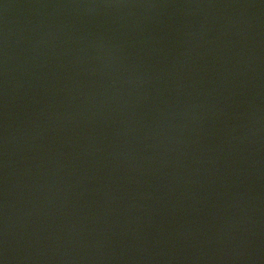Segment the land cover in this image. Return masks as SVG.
Here are the masks:
<instances>
[{"label": "water", "instance_id": "water-1", "mask_svg": "<svg viewBox=\"0 0 264 264\" xmlns=\"http://www.w3.org/2000/svg\"><path fill=\"white\" fill-rule=\"evenodd\" d=\"M2 264H264V0H0Z\"/></svg>", "mask_w": 264, "mask_h": 264}, {"label": "snow or ice", "instance_id": "snow-or-ice-1", "mask_svg": "<svg viewBox=\"0 0 264 264\" xmlns=\"http://www.w3.org/2000/svg\"><path fill=\"white\" fill-rule=\"evenodd\" d=\"M0 264H2V262H0Z\"/></svg>", "mask_w": 264, "mask_h": 264}]
</instances>
